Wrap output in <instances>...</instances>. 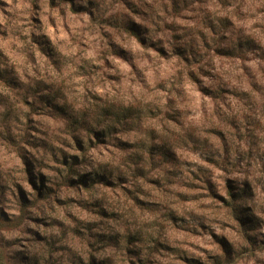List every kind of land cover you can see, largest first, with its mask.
<instances>
[{
	"label": "clouds",
	"instance_id": "clouds-1",
	"mask_svg": "<svg viewBox=\"0 0 264 264\" xmlns=\"http://www.w3.org/2000/svg\"><path fill=\"white\" fill-rule=\"evenodd\" d=\"M0 264H264V0H0Z\"/></svg>",
	"mask_w": 264,
	"mask_h": 264
}]
</instances>
